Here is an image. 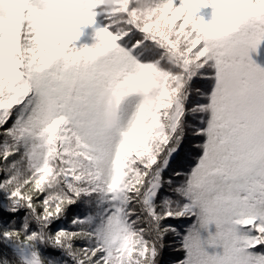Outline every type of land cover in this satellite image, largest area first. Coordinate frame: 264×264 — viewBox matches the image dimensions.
<instances>
[{
	"label": "snow or ice",
	"instance_id": "6c2138e0",
	"mask_svg": "<svg viewBox=\"0 0 264 264\" xmlns=\"http://www.w3.org/2000/svg\"><path fill=\"white\" fill-rule=\"evenodd\" d=\"M0 264H264V0H0Z\"/></svg>",
	"mask_w": 264,
	"mask_h": 264
},
{
	"label": "trees",
	"instance_id": "16d2710c",
	"mask_svg": "<svg viewBox=\"0 0 264 264\" xmlns=\"http://www.w3.org/2000/svg\"><path fill=\"white\" fill-rule=\"evenodd\" d=\"M211 251V250H210Z\"/></svg>",
	"mask_w": 264,
	"mask_h": 264
}]
</instances>
